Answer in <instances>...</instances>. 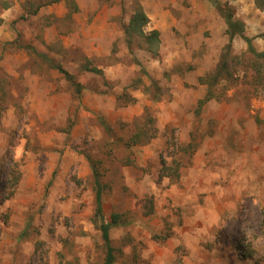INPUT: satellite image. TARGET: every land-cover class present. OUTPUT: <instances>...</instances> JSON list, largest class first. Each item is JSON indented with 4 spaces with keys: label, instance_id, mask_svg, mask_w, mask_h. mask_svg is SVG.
I'll return each mask as SVG.
<instances>
[{
    "label": "rangeland",
    "instance_id": "374dc122",
    "mask_svg": "<svg viewBox=\"0 0 264 264\" xmlns=\"http://www.w3.org/2000/svg\"><path fill=\"white\" fill-rule=\"evenodd\" d=\"M219 1L264 52V10ZM1 2L0 264H103L93 170L113 264H264V59L213 1Z\"/></svg>",
    "mask_w": 264,
    "mask_h": 264
},
{
    "label": "trees",
    "instance_id": "16d2710c",
    "mask_svg": "<svg viewBox=\"0 0 264 264\" xmlns=\"http://www.w3.org/2000/svg\"><path fill=\"white\" fill-rule=\"evenodd\" d=\"M215 3V8L218 14L222 17L225 23V34L228 38V43L226 45L227 53L231 49L232 40L235 37H239L244 40L247 44V50L256 58L264 59V52H256L252 45L253 38H249L244 34V23L235 18L234 12L227 4H221L219 0H211ZM256 7L264 10V0H254ZM1 4L4 9L9 7V3L6 0H2ZM149 23V19L146 13L143 11L141 5L136 3L132 15L129 18V21L123 28V37L128 46H131V43L134 39H143L145 44L148 46V51L153 55H156L158 44H159V32L157 30H151L145 32V28ZM228 55V54H227ZM226 55V56H227ZM225 56V57H226ZM224 57V59H225ZM222 59L220 65L215 70V72L210 75L209 80H207L208 86H213L220 78L223 72L226 71L227 61ZM59 73L63 74L65 79L69 81L76 89L77 95L80 94L82 86L79 83L74 81V78L67 71L63 70L60 66H52ZM88 71L99 73L100 71L96 68H87ZM226 73V72H225ZM93 178L95 185V209L94 216L95 219H99L100 224L98 226L101 232V238L105 247V258L103 264H113L114 263V249L111 246V241L109 238V228L111 225L122 224L121 216L119 214H113L111 216L110 222L107 223L103 218L102 210V185L99 182L98 174L93 170ZM12 184H17V179L14 177ZM13 193V192H12ZM13 194H11L12 196Z\"/></svg>",
    "mask_w": 264,
    "mask_h": 264
}]
</instances>
